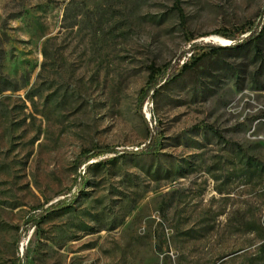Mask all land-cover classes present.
<instances>
[{
	"label": "rangeland",
	"instance_id": "1",
	"mask_svg": "<svg viewBox=\"0 0 264 264\" xmlns=\"http://www.w3.org/2000/svg\"><path fill=\"white\" fill-rule=\"evenodd\" d=\"M71 1L0 0V264H264V0Z\"/></svg>",
	"mask_w": 264,
	"mask_h": 264
},
{
	"label": "trees",
	"instance_id": "2",
	"mask_svg": "<svg viewBox=\"0 0 264 264\" xmlns=\"http://www.w3.org/2000/svg\"><path fill=\"white\" fill-rule=\"evenodd\" d=\"M75 0H72L70 2V5H72V2H74ZM175 1V8L177 9V11L181 12V8L179 6L180 0H174ZM264 19V17H263ZM264 37V20L262 21V23L256 27V29L254 27H252L249 32H248V36H246L245 38H242L241 36H238V38L233 39L234 42L232 45L234 46H239V47H244L245 45H247L250 42H253L254 40L260 41L262 40ZM52 40H49L47 43H50ZM192 41V40H191ZM205 48L209 49L208 52H206L205 54H203L201 57H197L195 56V58H189V60L187 62H185L181 67L175 68L172 67L170 64L167 65L163 70H160L159 68H156L154 65H151L149 67V82H148V86L142 90V96H143V100L141 101V107L142 108V104L144 103L145 99H147L149 96L155 95V93H159L160 89L163 88L164 86H167L168 84H172L174 82H176L179 77L181 75H184L186 72L189 71H193L199 64V62L201 61L200 59L205 56L208 55V53H219L220 51H225V50H229V49H233L231 48V46H205ZM195 51H201L199 48H193ZM203 50V49H202ZM45 58H48V52L47 50H45L44 52ZM195 55V54H194ZM197 57V58H196ZM46 69V68H45ZM42 76V75H41ZM12 91H16V90H12ZM204 128V129H203ZM206 128V129H205ZM198 131L200 130H208V131H214L212 127L209 126H198L197 128ZM216 133V132H215ZM231 146H236L235 144H232ZM158 145H157V141L156 139L153 138V140H151V146H149L148 150L151 151V153L154 151H158L159 149H157ZM147 150V151H148ZM145 151V152H147ZM144 150H139V151H127V150H118L117 148H113V147H108V146H103V147H98V148H94V149H89V150H84L79 157L77 158V163L80 167L89 164L90 161L94 160V159H98L99 157H103L106 155H130V156H138V155H142L145 153ZM157 155L159 153H152V155ZM86 182H84L85 184ZM83 184V186H84ZM82 191V189H81ZM71 202H66V200H62L59 201L56 204L51 205L45 212V214H50L56 210L62 209L64 207H67L70 205ZM44 218L45 216L40 215V217H31L30 218V223L31 222H36L38 219ZM261 249L264 251V246L261 247ZM19 264H21L19 262Z\"/></svg>",
	"mask_w": 264,
	"mask_h": 264
}]
</instances>
